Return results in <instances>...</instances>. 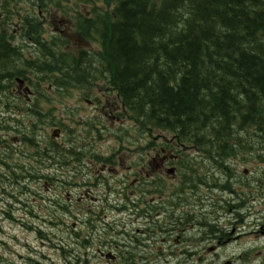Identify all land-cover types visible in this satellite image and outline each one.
<instances>
[{
	"label": "flooded vegetation",
	"instance_id": "obj_1",
	"mask_svg": "<svg viewBox=\"0 0 264 264\" xmlns=\"http://www.w3.org/2000/svg\"><path fill=\"white\" fill-rule=\"evenodd\" d=\"M66 10L63 0H0V48L6 44L9 53L29 60L38 59L42 51L48 54L50 48L55 52L71 49L72 41L68 46L65 39L58 43L63 37L74 36ZM3 57L0 54V84L6 80L4 68L16 69L29 63L16 57L6 63ZM12 78L17 85L10 89L11 94H0V101H11L12 115L20 112L14 111L19 107L45 117L51 108H64L63 99L62 105L51 100L60 96L50 94L44 89L46 85L36 83L37 79L19 73ZM85 101L94 111L82 124L70 126L72 133L60 131L59 124L55 126L56 117L52 126L37 129L30 137L34 127L23 119L22 125L16 126L11 117L12 153L6 160L8 167L0 168L2 183L11 196L7 209L15 231L33 236L32 241L40 240L44 246H53L46 248L57 252L50 257H58L60 264H235L240 260L264 264V243L254 245L259 251L252 245L243 249L230 244L241 236L240 231L257 233L264 178L254 175L252 167L259 164L255 153L245 158L243 153L235 158H204L207 166L201 169L194 165L191 146L178 148L175 142L161 137L116 141L113 146L100 141V133L107 128L103 120H96L94 126L84 124L97 113L106 118L114 108L97 99ZM2 106L0 103V123ZM22 115L20 112L18 116ZM30 138L35 146L30 145ZM134 150L135 156H126ZM239 158L243 162L251 160L250 167L238 170L242 166ZM35 181H56L59 188L36 190ZM234 183L240 190H229ZM216 191L221 196L210 195ZM230 201L235 205H226ZM236 229L239 232L233 236ZM18 232L12 233V243ZM12 250V264L47 262L45 256L37 258L33 254V245H27L26 257Z\"/></svg>",
	"mask_w": 264,
	"mask_h": 264
},
{
	"label": "trees",
	"instance_id": "obj_2",
	"mask_svg": "<svg viewBox=\"0 0 264 264\" xmlns=\"http://www.w3.org/2000/svg\"><path fill=\"white\" fill-rule=\"evenodd\" d=\"M63 1L74 38L96 47L77 55L52 49L48 64L27 60L23 72L36 83L48 82L59 95L86 90L99 79L130 122L117 129L118 141L154 135L178 148L192 146L196 167L207 166L200 162L204 157L234 158L241 152L244 158L256 153L264 163V0ZM9 49L2 44L3 61H20ZM3 77L12 79L8 68ZM10 88L0 84V94L10 95ZM0 103L7 112L0 123V166L8 167L12 118L16 126L23 119L34 127L30 137L57 119L54 109L45 117L19 107L18 116L9 99ZM64 115L69 122L58 119L55 126L72 133L74 113L68 109ZM29 143L35 146L32 138Z\"/></svg>",
	"mask_w": 264,
	"mask_h": 264
},
{
	"label": "rangeland",
	"instance_id": "obj_3",
	"mask_svg": "<svg viewBox=\"0 0 264 264\" xmlns=\"http://www.w3.org/2000/svg\"><path fill=\"white\" fill-rule=\"evenodd\" d=\"M71 46H73L71 48V51L73 53H75V51L73 49H77V48H82L84 50H92V48H95V46L87 45L86 43H84V42L82 43V42L77 41V40H75V42H72ZM45 85L46 84H44V86ZM50 87L51 86L46 85V87L44 89L49 90ZM103 87L104 86L99 82V83L92 84L91 87L86 89V90H81L79 88H71V91H73L72 95L69 94L70 90L63 91L62 93L65 95V97H64L65 100L63 102L64 108L70 107L69 109L72 110L75 114L74 117L78 121H83L85 119L86 115H88L90 112L94 111V110H91L92 108L89 107V105L87 104V102L85 100L88 99V100L94 101L97 99L101 102H104L105 105H106V103H108L110 105V108H114L112 114H109L108 116H106V118L102 116V118L106 120V124H108L110 127H113V125H121L122 123H125V122L129 123V121L126 119H124V121H121V122H120V120H117V115L120 114V108L117 104V101L115 100V96L113 94L110 95V92H108L106 90V88L105 87L103 88ZM57 109H61V108H57ZM8 136H10V135H8ZM100 141L109 142L110 145L116 146L115 139L113 137H109L108 135H105L103 138H101ZM134 152H135V150L130 151V152H126L127 153L126 156L127 157L135 156L132 154ZM237 161L240 162L242 165L239 167V170L250 167V165H248V164L250 163L251 160H249L248 162H243V161H241V159H238ZM232 165H235L234 162H232ZM246 165H248V166H246ZM252 169H254L256 171V173H254V175L257 174V177L264 178V163H259L258 165L254 166ZM33 185H34V189H36V190L46 189L45 186L41 185V184L33 183ZM232 187H234L237 190H240V187L238 185H236V183H234L233 186H231L229 190H231ZM259 190L261 192L262 188H259ZM262 191L263 192L260 194L264 195V190H262ZM211 194H213L214 196H218V197L221 196L219 191H216L214 193L210 192V195ZM45 199H47V198H45ZM8 203H9V198L4 196L2 191L0 190V257L3 259L4 264H10L11 263V249L12 248H13L12 253H16L15 255H22L23 257L28 256V252L26 251L28 244L33 245L32 251H33V254L37 258L43 257V256L46 257V259H47V262H45L46 264H60L61 261H60V259H58V257H56V258L50 257V255L52 253L57 254V252H52V251L47 249V248L52 249L53 246H50V245L44 246V244H41V241L37 240V239L32 241L33 236H31L29 234H25V233H19L18 230L15 231V229H13V224L11 227L10 223L7 222L2 217L3 210H7V204ZM226 205L234 206L235 203L233 201H230V202H227ZM258 207H259L260 219L258 222V226L255 228V231H257V233L253 232L254 231L253 230L252 232H250V234H248L249 231H247L246 234H242V231H240L241 236L237 240L232 239L233 241H231L230 244H233V246L234 245L239 246V247L241 246L243 249L250 248V246L252 245L253 249L259 251V248L256 246H261L259 244L264 243V199L261 200L260 195H259ZM244 228H246V226ZM16 232H18V238H17L15 243L14 242L12 243L11 242L12 233H16ZM238 232H239V230L236 229L234 231L233 236H236L238 234ZM2 243H5V245H3ZM245 244H247V246ZM254 245H256V246H254ZM251 253L256 254V251H253ZM251 261H252V259H251ZM249 263L250 262L241 261V260L239 262H235V264H249ZM101 264H105V263H101ZM203 264H207V263H203ZM210 264H215V262H211ZM261 264H262V262H261Z\"/></svg>",
	"mask_w": 264,
	"mask_h": 264
},
{
	"label": "bare ground",
	"instance_id": "obj_4",
	"mask_svg": "<svg viewBox=\"0 0 264 264\" xmlns=\"http://www.w3.org/2000/svg\"><path fill=\"white\" fill-rule=\"evenodd\" d=\"M99 77V76H98ZM189 144V143H188ZM243 145V144H242ZM234 146V145H233ZM188 147H190V146H188ZM192 147V146H191ZM199 147V146H198ZM241 147V146H240ZM250 148V147H249ZM183 149V148H182ZM234 149V148H233ZM239 149V148H238ZM237 149V150H238ZM241 149V148H240ZM200 150V149H199ZM245 150V149H244ZM231 151V150H230ZM257 151V150H256ZM233 152V151H232ZM264 152V151H263ZM195 153V152H194ZM238 153V152H237ZM242 153V152H241ZM247 153H249V151L247 152ZM246 153V154H247ZM262 153V152H261ZM229 154V153H228ZM227 154V155H228ZM233 154H234V152H233ZM256 154V153H255ZM254 154V155H255ZM240 155V154H239ZM244 155V154H243ZM243 155H241V156H243ZM261 155V154H260ZM189 156V155H188ZM191 156V155H190ZM206 156V155H205ZM194 157V156H193ZM227 157H229V155L227 156ZM234 157V156H233ZM205 158V157H204ZM211 158V157H210ZM225 158V157H224ZM235 158V157H234ZM262 158V157H261ZM195 159V158H194ZM216 159V158H215ZM227 159V158H226ZM240 159V158H239ZM255 159H258V158H255ZM190 160V159H189ZM198 160V159H197ZM200 160V159H199ZM217 160V159H216ZM237 160V159H236ZM244 160V159H243ZM252 160H254V159H252ZM262 160V159H261ZM206 161H208V160H206ZM205 161V162H206ZM229 161V160H228ZM242 161V160H241ZM256 161V160H255ZM188 162H191V161H188ZM200 162H202V161H200ZM214 162V161H213ZM218 162V161H217ZM222 162V161H221ZM261 162V161H260ZM229 164V163H228ZM195 165V164H194ZM232 165V164H231ZM238 165V164H237ZM250 165V164H249ZM258 165V164H257ZM224 166V165H223ZM227 166V165H226ZM230 166V165H229ZM236 166V165H235ZM246 166H248V165H246ZM240 167V166H239ZM205 169L203 166L201 167V169ZM248 168V167H247ZM253 168V167H252ZM196 169V168H195ZM198 169H200V168H198ZM237 169V168H236ZM226 170V169H225ZM239 170V169H238ZM257 170V169H256ZM261 170V169H260ZM259 171V170H258ZM202 172H204V171H202ZM227 172V171H226ZM228 172H230V171H228ZM227 172V173H228ZM196 173V172H195ZM239 173V172H238ZM253 173H254V171H253ZM205 174H206V172H205ZM248 174V173H247ZM260 174V173H259ZM201 175V174H200ZM257 175V174H256ZM203 176V175H202ZM260 176V175H259ZM257 177V176H256ZM262 177V176H261ZM253 178H255V177H253ZM252 179V178H251ZM257 179V178H256ZM261 180H262V178H261ZM243 182V181H242ZM247 182V181H246ZM257 182V181H256ZM259 182V181H258ZM264 182V181H263ZM245 183V182H244ZM243 183V184H244ZM260 183H261V181H260ZM232 186V185H231ZM234 188V187H233ZM261 198H262V196H261ZM0 264H4V261H3V259L0 257Z\"/></svg>",
	"mask_w": 264,
	"mask_h": 264
}]
</instances>
